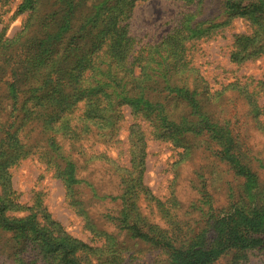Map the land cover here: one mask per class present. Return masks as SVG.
Instances as JSON below:
<instances>
[{"label":"rangeland","instance_id":"1","mask_svg":"<svg viewBox=\"0 0 264 264\" xmlns=\"http://www.w3.org/2000/svg\"><path fill=\"white\" fill-rule=\"evenodd\" d=\"M21 1L0 0V40L17 42L9 52L20 59L32 56L34 51L27 44L31 28L23 31L29 10H19ZM121 1L123 14L118 10ZM196 1L81 0L76 21L85 19L82 23L86 25L98 19L99 31L109 28L106 21L117 22L112 36L97 48L96 72L80 81L77 71L71 81L79 93L68 98L59 118H50L42 126L41 122H28L19 130L30 153L8 169L17 201L25 207L38 202L41 212L64 232L95 248L79 253L84 255L85 264H168L169 260L160 245L142 240L133 229H123L118 221L105 216L108 210H121V200L98 199L89 186H83L88 218L71 203L65 180L40 158L52 141L50 135L61 148L74 149L76 154L78 147L74 146L80 142L69 139L68 121L79 118L86 98L99 90L111 94L118 110L115 119L106 118L107 123L99 127L107 131L114 120L115 129L108 130L106 136L103 132L87 135L82 142V159L93 158L79 175L100 192L118 193L124 188L119 182L128 174L120 167L129 168L126 198L130 223L133 219L143 230L152 228L158 234L173 236L176 247L210 249L218 246L213 243L222 235L226 221L221 217L230 206L237 205L234 210H242L238 216L249 219L255 212L264 211V54L245 61L232 59L236 34H251L252 26L241 17L230 19L224 13L227 0ZM74 6L67 0L61 9L65 16L58 17L54 31L61 26L62 31L66 29L63 22H67ZM47 10H53V6L45 5L41 13ZM84 39L86 47L94 45L89 36ZM7 57L0 51L3 81L9 79L11 68L5 62ZM58 73L54 71L55 77L60 76ZM2 83L5 89L7 84ZM60 83L57 77L55 84ZM147 91L149 95L145 96ZM9 93L0 112L3 129L21 114L23 104L19 93L12 88ZM17 127L20 121L13 122L12 130ZM85 127L95 129L90 124ZM6 136L2 131L0 140ZM230 147L250 177L239 174L236 164L228 160L226 151ZM137 178L141 184L136 183ZM15 213L24 215L27 210ZM258 224L248 228L253 247L241 250L239 244L228 243L209 264H264V218ZM4 241L0 264H17L12 258L18 256L16 240L8 236Z\"/></svg>","mask_w":264,"mask_h":264},{"label":"trees","instance_id":"2","mask_svg":"<svg viewBox=\"0 0 264 264\" xmlns=\"http://www.w3.org/2000/svg\"><path fill=\"white\" fill-rule=\"evenodd\" d=\"M70 1L73 6L75 3V6L73 12L70 13V17L68 16L67 22H63V24L67 23L64 31H62V26L55 31L54 29L58 17L65 16V14L61 13V9L66 5L67 0L21 1L19 10L23 11V8L29 10L28 24L23 31L31 28L27 44L28 46L32 45L34 50L33 54H31L32 56L21 57L22 59H20L19 55L14 57L13 51L9 52V50H12L17 42L7 38L0 40V51H4L8 55L5 62H8L11 66L10 70L8 68L5 70L9 71L7 73L8 80L3 81L2 76H0V112L6 104L5 98L9 99L10 97L11 88L15 91V94L19 93L17 96L23 102L20 108L21 114H18L17 119L13 120L10 126H5V129H3V124L0 125V134L2 131L7 134L4 140H0V248L5 246V237L9 236V238L16 240L15 246H17L18 251L15 254L18 256L12 258L18 262L17 264H85L83 263L84 255L79 253L84 250L85 252L95 250V248L92 249L86 243L78 242L64 232L61 226L50 219L46 212H41L42 208L38 202L34 206L29 207L20 204L12 188L11 173L8 171L11 164L16 163L19 158L30 153L27 144L22 143L19 137V130L27 125L28 122L37 125L41 122L42 126L43 122L48 121L50 118H59L62 106L65 105L68 98L71 99L79 93L78 87L72 85L71 80H73L77 71L80 81L90 79L93 76L96 72L95 65L99 61L95 58L98 51L97 48L103 44L102 42L107 37L112 36L117 23L106 21L105 24L109 28H104L105 30L103 31L97 30V26H99L98 19H91L89 23L84 25L82 21L85 19L81 22L76 21L79 18L77 5L81 4V0ZM196 2L200 4L202 0H199V2L197 0ZM226 3L227 8L224 13L229 14L230 19L241 17L252 26L251 34H236L232 59L245 61L254 55L264 54V0H227ZM47 4L53 6V10H51L52 12L47 10V12L42 14L41 11ZM118 5L120 14H123V2H118ZM60 13L61 15L59 16ZM80 24L81 26L77 28ZM100 32H103L101 36L99 35ZM88 36L90 37V42L93 41L94 45L86 47L85 42H87V39L84 38H88ZM111 40L110 42L113 43V38ZM18 41H21V37L18 38ZM86 50H89L88 54ZM24 53L23 50L20 55ZM40 62H43V64H40ZM55 70L59 71L60 74L58 73V75L60 76H56L60 77L61 82H63L60 83V86L55 84L57 79L54 74ZM52 73L54 76L50 77ZM2 75L5 74L2 73ZM49 79H51L53 84L48 83ZM2 82L7 84L5 89L2 86ZM2 87L3 90H1ZM110 95L105 90L93 93L86 98L84 113L79 118L69 119L66 133L74 143L80 142L78 146H74L78 147L76 154L73 153L74 149L65 150L61 148V144L55 142V138L51 135L48 139L52 141L40 153V158L54 170L56 175L65 180L71 203L82 209L83 213L89 218L88 210L84 208L85 200L83 199L82 188L85 185L89 186L91 194L98 199L111 198L112 200H121L122 209L118 210V212H108V210L105 216L118 221L123 229L129 231L130 228L133 229L142 240L150 242L152 245H160L165 250L164 252L169 255L168 264H209L215 254L222 252L228 247L226 246L228 243L239 244L241 250L253 247V236L248 235V228L259 225L258 223L264 218V211L255 212L251 219L245 216L239 217L238 214L242 210L236 209L237 211H235V207H238L234 204L221 217V220L226 221V223L223 224L220 239L213 243V245L218 246H212L210 249L180 248L172 244L173 236L167 233L164 235L158 234L152 228L143 230L138 222L133 219H131L130 223V216L127 213L130 205L126 198L127 190H130L129 168L120 167L128 174L125 179L119 182L120 185L121 183L124 184V188L118 193L100 192L94 183L79 175V171L87 168L88 161L93 158L82 159L84 155L82 142L88 138L87 135H92L93 133L100 135V132H103L104 136H106L108 130L114 131L115 129L113 127L115 125L114 120L107 126V131H102L101 127H99L107 123L106 118L115 119L116 117L117 105L113 104ZM147 95H149V91L145 92V96ZM59 98L60 103L57 104L56 101ZM136 100L140 101V99ZM17 121H20V127L12 130L13 122L16 123ZM87 124H90L95 129L89 128L90 130H87L85 127ZM212 130L209 128V131ZM9 136L12 137L11 140H8ZM96 140L99 141L100 139L97 138ZM37 142L41 143V141ZM57 147L59 149H56ZM58 150L61 154L55 152ZM231 150L232 148L230 147L226 151L228 160L236 164L235 167L238 168L239 174L244 177H250L251 175L248 172H244L247 169L242 167L241 163L237 161L235 153ZM78 154H81V157ZM132 159L134 162L135 158ZM136 183L141 184L140 178H137ZM138 191L145 190L139 188ZM22 209L27 210V214L19 215L15 213ZM89 220L91 222L93 219L90 217ZM116 252L118 251L114 252V256H117Z\"/></svg>","mask_w":264,"mask_h":264}]
</instances>
